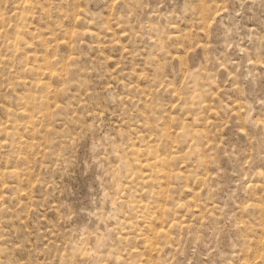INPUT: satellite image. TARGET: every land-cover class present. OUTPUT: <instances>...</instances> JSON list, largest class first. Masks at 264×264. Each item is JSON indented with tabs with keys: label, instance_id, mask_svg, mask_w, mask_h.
I'll use <instances>...</instances> for the list:
<instances>
[{
	"label": "rangeland",
	"instance_id": "374dc122",
	"mask_svg": "<svg viewBox=\"0 0 264 264\" xmlns=\"http://www.w3.org/2000/svg\"><path fill=\"white\" fill-rule=\"evenodd\" d=\"M0 264H264V0H0Z\"/></svg>",
	"mask_w": 264,
	"mask_h": 264
}]
</instances>
